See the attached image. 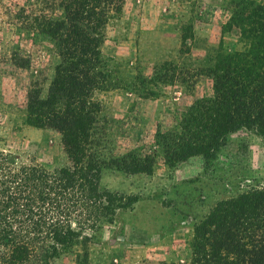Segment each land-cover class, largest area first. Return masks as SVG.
<instances>
[{
    "label": "trees",
    "instance_id": "16d2710c",
    "mask_svg": "<svg viewBox=\"0 0 264 264\" xmlns=\"http://www.w3.org/2000/svg\"><path fill=\"white\" fill-rule=\"evenodd\" d=\"M15 1L23 5L5 3L13 26L7 30L48 41L57 56L45 97L35 86L27 89L24 120L58 132L69 164L48 170L0 151V264H52L60 250L90 241L130 204L100 185L101 171L149 172L152 154L135 147L104 157L94 136L103 132L94 130L100 107L91 95L106 87L109 73L104 25L123 0ZM227 4L230 15L220 28L237 29L246 47L217 48L205 69L211 96L194 100L170 128L156 127L153 141L170 165L192 155L208 163L238 130L264 141V0ZM5 56L0 61L10 67L29 64L18 51ZM188 264H264V186L218 200L194 224Z\"/></svg>",
    "mask_w": 264,
    "mask_h": 264
},
{
    "label": "rangeland",
    "instance_id": "374dc122",
    "mask_svg": "<svg viewBox=\"0 0 264 264\" xmlns=\"http://www.w3.org/2000/svg\"><path fill=\"white\" fill-rule=\"evenodd\" d=\"M8 1L23 5L0 2V56L18 51L29 64L0 61V151L48 170L64 167L69 158L60 134L24 120L27 89L35 86L45 97L57 56L48 41L7 30L13 27ZM228 1L123 0L109 14L101 46L107 84L91 95L100 107L94 130L103 133L94 136L104 157L138 147L152 154V165L130 174L103 169L100 185L130 204L90 241L60 250L52 264H188L194 224L218 200L264 186V141L249 131L229 133L208 163L192 155L170 165L153 141L157 126L170 128L194 100L211 96L205 69L216 49L246 47L237 29L220 28L230 15Z\"/></svg>",
    "mask_w": 264,
    "mask_h": 264
}]
</instances>
